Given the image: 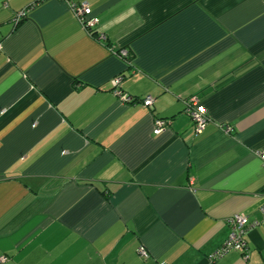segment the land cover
I'll use <instances>...</instances> for the list:
<instances>
[{
    "label": "crops",
    "instance_id": "obj_1",
    "mask_svg": "<svg viewBox=\"0 0 264 264\" xmlns=\"http://www.w3.org/2000/svg\"><path fill=\"white\" fill-rule=\"evenodd\" d=\"M72 1L93 35L63 0H0V264H264V0ZM235 214L250 258L211 262Z\"/></svg>",
    "mask_w": 264,
    "mask_h": 264
},
{
    "label": "built area",
    "instance_id": "obj_2",
    "mask_svg": "<svg viewBox=\"0 0 264 264\" xmlns=\"http://www.w3.org/2000/svg\"><path fill=\"white\" fill-rule=\"evenodd\" d=\"M69 4L70 10L73 12L78 22L84 28V30L93 35L96 27L100 23V18L93 13L92 8L88 3H76L72 0H63ZM28 15V11H21L17 13L15 18L13 19V23L15 26L19 25L24 18ZM107 37L105 35H100L99 40H106ZM3 49V44L0 39V52ZM118 57L125 59L129 62L130 52L126 49L121 50L118 53ZM125 79L124 75H118L111 81L113 94L124 104L135 105L142 104L144 107L148 108L151 111L155 109V99L152 96H147L142 100H138L132 98L127 93H125L122 89V83ZM185 110L184 112L191 118L194 124V132L195 134L201 135L206 125L209 122V117L207 113V109L202 104L201 100L197 96H193L189 99L184 100ZM170 124L169 120L156 118L155 119V129L154 133L156 135L161 134L166 130L168 125ZM231 129H227V132H230ZM260 158L263 162L264 167V152L260 153ZM261 213L264 216V205L261 207ZM228 224L231 228L228 238L226 241L210 256L211 262H215L231 252H239L245 261H248L250 258V249L247 240V235L250 230L255 228L257 223L252 224L249 221V218L245 215L235 214L231 218L228 219ZM139 255L143 258H148V252L145 248L141 247L139 249ZM8 260L7 257H1L0 262L4 263ZM163 264V263H162Z\"/></svg>",
    "mask_w": 264,
    "mask_h": 264
}]
</instances>
